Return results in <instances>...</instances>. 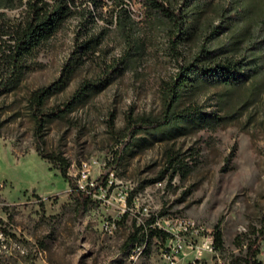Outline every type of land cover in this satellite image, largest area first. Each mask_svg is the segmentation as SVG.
I'll use <instances>...</instances> for the list:
<instances>
[{
	"label": "rangeland",
	"instance_id": "374dc122",
	"mask_svg": "<svg viewBox=\"0 0 264 264\" xmlns=\"http://www.w3.org/2000/svg\"><path fill=\"white\" fill-rule=\"evenodd\" d=\"M125 1L132 11L130 29L114 20V0H103L96 23L69 18L27 58L17 85L0 93V224L10 234L0 264H170L156 236L124 247L136 226L152 220L155 227L157 221L190 218L213 229L222 220V245L206 253L202 264H245L247 244L259 236L264 225V67L237 85L201 84L176 102L177 108L198 103L220 119L141 130L122 157L115 151L130 119L141 124L163 116L168 82L180 63L192 61L203 48L219 50L211 63L255 58L264 64L257 29L264 10L215 30L221 20L219 2L213 0L174 49L167 17L150 13L140 0ZM0 11L18 15V8ZM245 24H250L247 30ZM87 25L102 38L82 55L78 46ZM4 40L0 29V47ZM79 56L70 82L47 99L45 108L62 105L84 84L94 85L74 109L48 122L38 139L30 97ZM114 66L120 67L109 74ZM105 78L108 82L98 89ZM38 145L68 160L70 178L39 154ZM172 150L186 163L183 172L168 169ZM80 184L95 200L82 215L76 209ZM185 237L190 240L191 234ZM189 252L178 254L175 264H192ZM257 258L264 262V238Z\"/></svg>",
	"mask_w": 264,
	"mask_h": 264
},
{
	"label": "trees",
	"instance_id": "16d2710c",
	"mask_svg": "<svg viewBox=\"0 0 264 264\" xmlns=\"http://www.w3.org/2000/svg\"><path fill=\"white\" fill-rule=\"evenodd\" d=\"M140 1L150 13L163 15L171 21L172 44L173 48L177 49V45L187 37L188 30L194 20L198 19L212 6L213 0H181L175 6L169 5L167 0ZM114 2L116 6L114 20L124 29H130L133 19L128 3L125 0H114ZM218 2L217 13L221 21L215 27V30L222 28L224 25L229 27V25L238 23L247 18L253 10H264V0H218ZM102 7L103 0H0V8H18V15L14 17H7L6 12L0 11L1 34L7 36V40H4L5 45L0 47V65H2L3 71L2 80L0 81V93L11 90L17 85L21 74L24 72L27 58L44 42L52 38L69 18L77 17L85 20L86 24L96 23V12L98 9L101 10ZM109 21L112 23L113 15ZM243 26L247 30L250 24ZM257 29L262 36L260 41H264V18ZM83 34L86 38L78 46V51L79 49L83 51L82 55L98 45L102 38V32L97 33L88 25L84 28ZM238 48V45H236L235 49ZM218 52V49L203 48L192 61L179 64L178 71L167 84L169 102L163 116L155 121L141 124L130 119L123 135V141L115 151L118 158L122 157L123 152L127 150L141 130L151 132L159 129L164 130L174 125H182L197 119L203 121H208L214 117L220 119V116L204 111L198 103H191L183 108H177L176 102L180 100L185 91L204 83L237 85L250 79L254 73L261 71L264 67V64L258 62L255 58H249L248 60H244V58L239 60L224 59L209 62ZM80 58L79 56L75 59V63L72 62L66 65L56 81L32 93L30 103L33 108L35 133L38 139L42 137L44 127L48 122L62 117L74 109L76 103L82 101L94 85L91 83L84 84L72 98L63 102L62 105L49 109L45 108L46 101L50 96L66 88ZM120 63H122V60ZM118 67L120 66L109 69V74L114 73ZM107 82L108 79L105 78V83L96 87L101 89ZM37 150L42 157L59 164L61 174L65 178H70L69 162L65 157L57 153L44 152L39 145ZM168 165V169L171 168L175 174L183 172L186 167V163L180 158L179 152L175 150H172L168 155ZM75 190L78 194L77 214L82 215L95 204V200L90 193L79 186H75ZM154 221L152 220V222ZM152 222H148L146 226H136L134 232L128 236L124 247L128 248L129 246L141 244L150 235L160 238L165 243L170 233L152 226ZM221 223L222 220L214 227V244L216 247L222 245L223 242ZM4 230L7 231L5 227ZM258 231L259 236L250 240L247 244L245 264H264L257 258L260 252L261 239L264 238V225Z\"/></svg>",
	"mask_w": 264,
	"mask_h": 264
},
{
	"label": "built area",
	"instance_id": "2783aa9c",
	"mask_svg": "<svg viewBox=\"0 0 264 264\" xmlns=\"http://www.w3.org/2000/svg\"><path fill=\"white\" fill-rule=\"evenodd\" d=\"M86 175L83 172V181ZM2 185L3 183L0 180V186ZM79 187L86 190L83 184H80ZM4 227L0 224V247L5 251L10 234L4 230ZM155 227L170 233L169 238L164 243L165 251L163 253L170 264H175L178 254H186L187 248L190 249L189 253L192 255V264H202V259L206 253L215 252L214 229L200 226L193 219L176 218L174 220H164L163 223L157 221ZM188 233L191 234L190 240L185 237Z\"/></svg>",
	"mask_w": 264,
	"mask_h": 264
},
{
	"label": "bare ground",
	"instance_id": "6f19581e",
	"mask_svg": "<svg viewBox=\"0 0 264 264\" xmlns=\"http://www.w3.org/2000/svg\"><path fill=\"white\" fill-rule=\"evenodd\" d=\"M2 250V247H0V251Z\"/></svg>",
	"mask_w": 264,
	"mask_h": 264
}]
</instances>
